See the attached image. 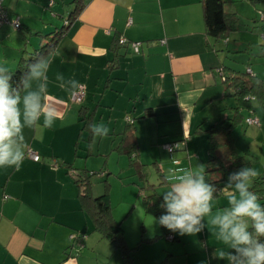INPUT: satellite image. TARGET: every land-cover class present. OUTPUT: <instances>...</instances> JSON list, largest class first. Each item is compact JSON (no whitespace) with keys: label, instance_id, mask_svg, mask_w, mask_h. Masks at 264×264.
<instances>
[{"label":"crops","instance_id":"0c3cea01","mask_svg":"<svg viewBox=\"0 0 264 264\" xmlns=\"http://www.w3.org/2000/svg\"><path fill=\"white\" fill-rule=\"evenodd\" d=\"M73 1L2 3L7 18L20 24L17 29L10 24L0 27V67L7 73L14 72L21 59L37 53L47 43L46 35L59 30L64 33L39 59L49 61L47 79L28 80L29 70L19 91L23 96L37 90L39 84H46L43 105L53 107L59 119L52 128L42 126L43 118L32 127L25 125L23 140L17 138L25 153L21 167H0V264H122L119 252L94 231L91 218L81 207L75 183L77 174L91 173L90 158L106 155L100 152L101 141L112 140L106 149L127 158V151L134 146L140 163L143 148L138 136L144 130L155 163L158 167L162 163L166 170L162 176L166 189L159 194V188L153 185L163 203V194L177 176L193 167L199 171V161L203 162L204 156L208 160L210 140L200 129H209L224 108L235 106L233 98L224 97V76L231 74L223 71L222 76L220 69L264 80V20L260 18L264 15V0H223L225 12L236 14L239 25L218 43L206 34L201 0ZM77 5L78 13L72 15ZM119 39L127 44L114 47ZM131 43L140 44L137 52ZM220 53L225 54L223 58ZM230 54H235L230 58L241 62V70L226 66L224 58L229 59ZM25 81L30 87H25ZM79 86L85 88V98L77 105L70 102V95ZM228 98L233 105L223 106ZM250 102L252 109L241 112L242 120L230 131L242 170L256 169L260 173L249 180L248 186L264 178V108L254 98ZM256 106L262 111L258 112ZM127 117L132 120L130 127ZM249 117H255L258 125H247ZM89 118L90 126L86 124ZM101 121L110 132L105 138L94 139L91 126ZM186 138L184 148L173 156L181 159L180 163H174L162 146ZM94 143L98 146L95 150ZM28 150L39 155V162L28 158ZM127 165L130 167L129 158ZM203 174L207 184L220 180L208 182ZM227 182L231 185L226 180L221 183V192L214 191L211 211L203 218L200 232H169L175 237L170 242L177 244L166 248L172 256L168 264H176L173 259L179 247L186 251L187 261L189 255L193 256L187 264H198L196 236L201 249L199 264H235L227 256L221 259L219 252L240 259L236 250L219 238V227L211 223L231 207L228 199L235 186L231 185L233 190L226 197ZM132 184L140 185L136 181ZM147 194L139 190L135 198ZM137 202L133 201L134 208ZM258 202L264 204V199ZM165 211L162 208L161 214ZM112 216L126 235L125 220L114 211ZM247 223L252 228V222ZM72 235L84 237L73 240ZM78 241L82 248H77ZM126 244L136 248L129 246L127 239ZM133 261L136 264L134 254Z\"/></svg>","mask_w":264,"mask_h":264},{"label":"clouds","instance_id":"9594fccd","mask_svg":"<svg viewBox=\"0 0 264 264\" xmlns=\"http://www.w3.org/2000/svg\"><path fill=\"white\" fill-rule=\"evenodd\" d=\"M48 67L47 59L30 65L28 80L47 79ZM6 72V68L0 67V167L19 169L25 153L17 138L23 140L25 125L32 127L43 118L42 126L52 128L59 116L53 107L45 108L43 105L42 93L46 91V84H39L37 90L21 96L12 88L9 82L11 76ZM73 84L77 82L74 80ZM25 87H30L27 81ZM91 128L94 139L105 138L110 132L103 121L93 123ZM259 174L256 169L246 168L230 177V180L238 181L235 192L228 199L231 207L211 221L219 227V238L235 249L240 259L224 252H219V257L223 259L227 256L235 264H264V243L259 241V237H264V207L258 202L257 195L248 189L249 180ZM175 179L176 182L163 194L160 207L166 211L157 218V222L171 232L178 231L180 235L198 233L203 228V218L211 211L210 202L215 188L205 183L203 166L197 172L189 171ZM247 220L252 222L254 232L248 230Z\"/></svg>","mask_w":264,"mask_h":264},{"label":"trees","instance_id":"16d2710c","mask_svg":"<svg viewBox=\"0 0 264 264\" xmlns=\"http://www.w3.org/2000/svg\"><path fill=\"white\" fill-rule=\"evenodd\" d=\"M79 1L80 0H74L73 2L79 3ZM201 4L206 34L209 38L213 39L214 42L218 43L226 40L232 31L237 30L239 18L236 14L225 12L223 0H201ZM77 7L78 5L72 15L78 13ZM64 25L65 27L68 26L69 20L65 21ZM63 33V30H59L46 35L45 38L47 39V43L41 46L37 53H33L29 55V57L21 59L14 72L5 73L6 75L11 76L9 82L16 92L19 93L22 88L24 79L30 70V65L35 64L40 57L50 52L58 40L63 36ZM116 45H120L119 40L116 41L114 47ZM223 71H228L231 74L230 76H224V97L233 98L235 106L224 108L220 113L219 120L209 127V129L202 130L199 128L202 132L208 134L210 140L205 173L221 172L223 175L222 179L210 183L218 192H221L223 187L221 186V183L226 180H229L231 185L235 186L238 181L235 179L230 180V177L241 172L243 166L241 158L238 156L231 140L230 131L242 120L241 112L252 109L253 106L250 102L251 98L256 99L259 106L264 108V80L252 77L250 74L231 71L224 68L220 69L222 76ZM147 113L151 114V109H148ZM90 121V118L87 119L86 124L89 126ZM127 123L128 127H130L132 125V120L130 123ZM127 152L130 167L134 168L136 173L139 174L141 181L147 182L145 166L139 163L137 150L133 146ZM93 174L94 173L77 174L75 183L79 189L81 207L91 218L94 231H97L116 251L119 252L122 264H134V250L128 248L124 230L120 223H117L112 216L111 204L107 194V189L109 187L107 180L104 181V184L106 185L105 193L98 197L93 196L91 189V177ZM248 189L257 195L258 200L264 199V178L253 180L250 186H248ZM140 191L148 192L143 198L144 210L146 213L152 214L157 220V218L162 215V208L160 207L162 201L157 195L155 187L147 182L146 185H143V187L140 188ZM261 205L264 207V204ZM160 228L162 235H169V230L161 225ZM249 231L254 232V229L250 228ZM83 237V235H77L76 240L81 241ZM259 241L264 243V237H259ZM78 243L82 245L81 242L78 241ZM161 264H167V260L165 259Z\"/></svg>","mask_w":264,"mask_h":264},{"label":"rangeland","instance_id":"374dc122","mask_svg":"<svg viewBox=\"0 0 264 264\" xmlns=\"http://www.w3.org/2000/svg\"><path fill=\"white\" fill-rule=\"evenodd\" d=\"M219 55L221 56V53ZM224 55L225 54H223V56L221 57L223 58ZM227 56L229 57V59L224 58L225 60L224 62L226 63V66L231 65L239 70L243 68L240 61L230 58L231 56H235V54L233 55L230 54ZM225 103L227 106H232L233 100L228 98L226 99L225 102H223V106L225 105ZM255 109L258 112L262 111L259 109L258 106H256ZM135 121H137V119ZM240 128L242 129V127H239L238 129ZM146 136L147 135L145 134L144 130L143 133L139 134L138 136L139 141L143 148L142 156L140 157V163L145 166L147 182L159 188L158 193L160 194L161 190L166 189V186L164 185L162 178L163 172H166V170L165 168H163L162 163H160V167H158L159 165H157V162L155 163L154 156L151 154L148 148L149 140ZM111 141L112 140L103 139L100 143L101 154L107 152L105 156L90 158V161H92L91 173H94L93 176L91 177L92 194L93 196H97V197L104 194L106 190V185L104 184V181L107 180L109 186L107 189V194L110 200L111 209L112 211L115 212L116 216H118L120 219L122 218V220H125L124 222L125 223L124 228L126 230L125 240L127 239L129 246H133V248L136 247L133 252L134 260L136 264H161L165 259L167 260V264H168V261L172 262L171 261L172 256L168 255L170 254L169 253L170 249H166V248L167 247L170 248V245H176L177 243L176 242L171 243L166 236L162 235L160 225L157 222L156 218L153 215H149L144 212L142 208L143 207L142 198L144 197V195L138 196V200L135 198V196L138 195V191L140 190V187L146 185L147 182L140 181L139 175L136 173L134 168L131 169L130 167H128L127 156L119 155L117 153H113L112 151H110V149H106V147L108 148V144L112 143ZM242 146L244 147V145ZM97 147H98L97 144L94 143V150L97 149ZM158 148H161V146H159ZM166 153L167 154L165 155L168 156L169 154L167 151ZM96 159L98 161H101L100 163L103 165V168L102 166L98 165V161H96ZM202 160L203 162L199 161L198 165L199 168L203 166V173H204L207 167V163H206L207 157L204 156ZM101 168L103 169L102 172H101L102 170ZM195 169L196 167L191 168V172H196ZM133 173L135 174L133 175ZM205 176L208 182L209 180L212 181V180L222 179L223 177L221 172H212L206 174ZM132 181H136V183L140 185L136 186L135 184H132ZM225 188L226 190L224 196L226 197L230 196L229 194H231L230 192L233 190V188L228 182ZM144 192L145 191H142V193ZM133 201L134 202L138 201L135 208L132 205ZM144 226L146 228V233L144 230L145 229ZM148 238H152V241H148ZM195 243H196V263L199 264L198 262L200 256L199 252L201 249L199 250L198 247V243H199L198 236H196ZM175 252L177 254H175V258L173 259V261L176 264H187L192 261L193 258L192 255H189L190 258L188 259L189 261H187V257L184 253L186 251L183 250L182 248L179 247V250H176ZM116 258L117 256L114 257L113 261H116Z\"/></svg>","mask_w":264,"mask_h":264},{"label":"built area","instance_id":"2783aa9c","mask_svg":"<svg viewBox=\"0 0 264 264\" xmlns=\"http://www.w3.org/2000/svg\"><path fill=\"white\" fill-rule=\"evenodd\" d=\"M3 0H0V27L4 24H10L12 25L14 28H19L20 24L17 20L15 21H10L5 12H4V8H3ZM261 20H264V15H261L260 16ZM119 44L120 45H126V41L124 39H119ZM139 46L140 44L139 43H131V47L132 49L137 52L138 49H139ZM250 72V71H248ZM78 88V91L76 90ZM70 95V102L73 103V104H81L85 98V88L83 86H79L77 87ZM252 99V98H251ZM126 121L127 122H131L130 118L127 117L126 118ZM246 124L247 125H251V126H257L258 125V120L255 118V117H249L245 120ZM187 142V138L186 139H183L182 141H176V142H172V143H167V144H164L162 147L165 151L168 152L169 156L172 158V161L174 163H180V160L179 158H173V156L179 151L181 150L182 148H184L185 144ZM27 156L29 159H31L32 161L34 162H39L40 160V157L39 155H37L36 153H34L33 151L31 150H28L27 151ZM71 239L73 240H76L77 239V236L76 235H72L70 237ZM167 239L169 241H172L174 239V236L172 234H169L167 235ZM83 246L81 244H77V248H82Z\"/></svg>","mask_w":264,"mask_h":264}]
</instances>
